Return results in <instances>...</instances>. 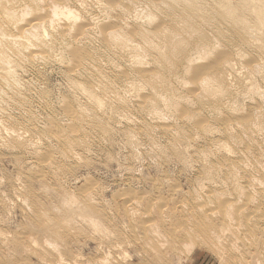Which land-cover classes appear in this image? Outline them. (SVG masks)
<instances>
[{
    "label": "rangeland",
    "instance_id": "374dc122",
    "mask_svg": "<svg viewBox=\"0 0 264 264\" xmlns=\"http://www.w3.org/2000/svg\"><path fill=\"white\" fill-rule=\"evenodd\" d=\"M56 1L16 0L13 4L15 9L17 8L19 21L16 22V25H8L10 23L0 24V33H2L0 36L1 38L3 37V40L6 34L7 40L4 43L8 44V41L9 44L17 42L27 46L21 47L22 51L20 54L16 52L17 45L19 47V44L16 47L8 44L9 46H6L8 49L6 50L5 48L9 59V66H12V70L15 68L17 71H14L16 77L14 86H12L13 82L11 81L7 84L3 81L1 77L3 76V72L0 70V263L4 261L10 264H43V262L52 264L54 260V263L63 261L65 264H144L134 258L136 253L134 245V209L137 211V214H142L148 208V211H151V217L154 220H159V209L161 208L172 213L173 218L178 217L177 213L179 211H190V208L192 209L193 207V210L196 207L197 209L199 208V211L205 212L209 210L212 213H216V216L217 213L220 216L221 211H224L226 207L230 209L229 211H231L232 216L238 215L240 212L238 208H241V211L244 208L247 213L255 212L253 218H261L260 225H263L264 56L256 47L259 44L256 39L258 29L255 32L256 29L254 28V31H251L254 34L250 33V37L243 39L239 36L242 32L236 27V24L215 16L211 22L214 25L212 33H216V26H218L225 35L223 39L226 40L228 37L227 40L231 41L232 44L227 40V44L224 40L225 43H221L220 40L222 38L216 34H211V29L206 28L208 27L207 25L206 27L205 25L203 26V28H206V30L204 28V32L206 31L205 36L208 37L209 35L208 39H204L208 40V43H205L204 40H200L197 37H195L196 41L193 39L194 37L186 36L182 32L178 33L177 28L181 27L178 24L180 16H177L180 15L178 13L179 9H176L177 14L173 13V17H176L172 19V13L168 12L167 5L162 6L159 0H136L137 2L132 0V3L129 0ZM248 1L252 2L253 0ZM205 2L210 10L220 6L219 0H205ZM233 2L236 4L237 0H233ZM153 3L160 4L161 7L158 9L154 7L153 9ZM254 3L255 1L250 3V5L247 3L249 9L255 8L256 5ZM26 6L29 8H26ZM53 6H61L60 9L69 7L79 17L81 16V20L79 19L80 21L78 20L75 24V21L69 22L65 18H60V20L59 18L53 19L54 16L51 13ZM42 7L44 8L42 9ZM38 8L43 10L44 15L42 11L38 12L40 10ZM163 8H166L167 14L164 12L165 10L162 12ZM160 9L161 12L159 13ZM124 12H126V15L123 14ZM156 15L157 17H155ZM161 16L164 17L161 19ZM150 17L152 21H150ZM171 19L176 21L173 22ZM162 20L167 21H163L164 24ZM51 21L54 26H50ZM169 21L173 22V24L171 23L172 25H170ZM80 23L82 25L86 24L85 29H92L87 33L78 34L75 27L80 26ZM160 24L163 25L160 26ZM35 26L36 28L34 29L38 30L37 32L35 30V33L40 34L42 30V34H40L42 37L39 36V39L44 38L43 42L46 43V49L43 45L39 47L36 43L39 40L32 37L29 33L31 27ZM6 27L8 31L5 30ZM69 27H72L71 30L66 31ZM141 29L144 30L143 33L145 34L150 33L149 35L150 37L152 36L151 39H153L154 43H161L162 40L163 43L164 35L170 34L169 31H174V35L177 33L176 38L179 37L183 45H186L184 44L186 41L187 44H190L192 40L193 43L196 41L194 44L191 43L194 48L191 47L192 45H186V49L191 52V55L190 52H186L188 50L181 44L183 49L186 50V56L182 61L180 60L183 57H179V64L176 57L172 60L173 62L175 60L174 63L172 62L173 67L175 65L174 68L178 66V70L177 68L176 70L174 69L177 74L176 78L175 73H173L174 71H171L172 74H170L168 70V74L171 77L166 73L167 76L165 72L162 74L163 71L161 68H158L160 65L157 66V60L155 57H152L154 53L156 56L157 52L154 50H152L153 52L150 51L146 48V45L143 46L144 43L137 36V32H141ZM162 29L165 31L161 32ZM145 30L150 32L147 33ZM119 31L127 36L126 39L129 36L126 41V45H128H125L124 49L116 47L122 53L114 48L115 46L109 45L111 40L109 34H113L114 32L119 33ZM208 31L210 32L209 34H207ZM152 33H154L155 38L151 35ZM251 34L254 36L252 37ZM211 35L213 37L216 36L215 39L220 43L219 46L224 44L219 47L217 42L215 47L217 48L218 46L219 50L221 48L220 51L213 46L215 39ZM187 37H190L192 40L186 39ZM210 37L212 41H209ZM181 39H184L185 42ZM195 44H199V48H203L200 51H193L192 53V48L196 50L198 48L197 46L195 48ZM135 46L137 47L136 51L134 49ZM204 46L206 49L208 48L207 52H205ZM226 47H228V53ZM33 48L34 50L32 51ZM122 49L128 51H123ZM131 51L132 53H130ZM201 51L205 52V56L201 54ZM75 52L82 55L79 60L75 58ZM197 52H200V54ZM223 53L228 54L227 58L225 56L222 59V66H220L215 76L224 78L226 85H224V89H226V92L224 91L223 93L222 91V96L220 93L219 96L221 97L217 96V99H201L200 96L203 95V92L201 87L199 89L200 85L198 84L200 83L192 80V74L189 70L187 71V68L195 66L193 63L197 62L198 55L203 58V61L198 60L199 64L204 65L206 63L210 64V61L212 62L220 54L223 55ZM208 54H210V58H208ZM186 57L189 60H191L190 57H192V60L195 58L189 64ZM151 58L152 60H150ZM207 60L210 61L208 62ZM155 62L156 65H153ZM197 63L196 66H201ZM181 64L185 66L182 67ZM153 66L154 68H158L157 71L153 69ZM184 67L186 68L184 69ZM159 73L161 76L163 75V78L167 76L164 80L165 84L167 80L169 84L165 85L164 88L166 89L169 86V90L164 91L165 89H159L157 96H155L153 90L151 89L150 91V87L148 88L145 82L149 76L152 77L153 74ZM208 73L211 74L212 72ZM140 74L145 77V81L141 80L143 77ZM76 85L83 88L86 86L87 89L91 90L99 98L101 106L95 107L93 103H90L91 101L87 100L83 93H79L80 90L78 91ZM137 85L138 88L136 89ZM213 85L215 87V82L212 84V87ZM171 87L175 92L170 93ZM161 92L162 99L158 95ZM165 93L168 95H165ZM203 97H206V95ZM170 98H173L172 100L174 101H171ZM146 99L151 101L154 99L152 101V103L154 102V105L151 106L152 108L150 107V101ZM200 99L203 102H200ZM174 103L175 105H173ZM204 105L205 108L203 107ZM140 106L141 109L139 108ZM171 106L173 108L176 107L178 114ZM187 106L189 107L187 108ZM80 114L81 116H79ZM186 114L187 116L189 114L191 118L189 119ZM91 115L94 117H91ZM85 116L89 118H85ZM88 120L90 122H86ZM77 123L79 124L78 127L76 126ZM62 139H65L64 143ZM70 149L72 150L70 151ZM47 163H49V168L45 165ZM51 163L55 165L52 166ZM44 188L45 191H43ZM46 192L49 194H46ZM256 192L258 195H255ZM249 194H252V197ZM66 197L67 199L71 197L72 200L75 198L74 204L76 203V205H78L77 202H82L81 204H83L84 201L82 200L85 197V200L92 201V205L98 214L102 218H106V226L110 227V232L114 231L113 233H115L118 241L115 239L114 234L112 236L108 234V239L113 242L106 240L107 242L104 241V243L106 242L105 246L99 249L100 235L98 233L95 234L83 222L85 218L80 212L76 213L75 217L71 216L70 221H67V223L69 222L68 225L71 224V227L75 225V227H72L73 229L71 233H68L69 235L62 233L64 243L61 240H59V243L57 240L56 243L52 237L48 236V240L47 236L45 239L44 235L27 230L28 224H34L37 227L42 225L35 218V214L33 213L35 209L42 210L44 213L47 212L46 214L50 213L49 216L55 218L57 221L67 219L65 209H69L73 204L69 206L70 203L67 201V205L65 202ZM248 200L252 202H248ZM29 204L31 205L30 207ZM81 204L79 203V205ZM57 208H60V213ZM256 218L254 219L255 221ZM239 220L240 218L236 222L233 220L234 224L230 220L229 224L233 225V231L239 236L240 240L236 239L235 241V238L231 237L233 233L232 229L230 232H224L226 235L223 233L222 239L224 243L226 241L228 243L225 244L224 248L217 249V254H220L221 252L219 251H222L221 256L225 257V259L229 257L226 259L227 261L229 259L233 261L235 258L247 260L252 255L260 256L262 259L264 253L261 254L263 252L261 243L264 242V235L262 236V234L257 233L254 240L246 241L244 233H242L243 224L239 223ZM215 221L216 225L222 228V220L220 221L219 218V220ZM241 221L243 220L241 219ZM62 222H66V220ZM230 227L228 225L229 230ZM238 227H240V230L242 229L241 233H239ZM15 239L20 240L21 243L37 242L39 245L37 243L36 245H34L35 243L31 244L38 247L36 249H38L37 252L41 258L37 254L20 257L14 250L13 244ZM34 239L36 240L34 241ZM47 240L49 243L54 242L53 245L57 246H50L47 244ZM256 243L260 245L258 246ZM44 244H47L46 246L48 247L45 248ZM43 246L47 253L44 252ZM256 246L259 248L256 249ZM191 248L187 249V251H190L189 254L184 250L183 254L180 255L182 258L178 257L174 264H219L220 255L218 256L211 249L208 250L204 245ZM47 249L51 251L49 250V252ZM256 250L258 251L256 252ZM51 252L54 256L51 255L50 258ZM59 253L61 254V258L63 256V260L59 259ZM42 257H46L47 261L45 260L46 258L43 261ZM75 257L77 258L76 261ZM261 263H264V258L261 260Z\"/></svg>",
    "mask_w": 264,
    "mask_h": 264
},
{
    "label": "bare ground",
    "instance_id": "6f19581e",
    "mask_svg": "<svg viewBox=\"0 0 264 264\" xmlns=\"http://www.w3.org/2000/svg\"><path fill=\"white\" fill-rule=\"evenodd\" d=\"M14 1H16V0H0V24H5V23H10V24H8V25H11V24H15L16 25V22H18L19 20V15H18V12H17V8L15 9V7H14V4H13V2ZM18 1V0H17ZM29 1V0H28ZM35 1H37V0H35ZM42 1V0H41ZM47 1V0H46ZM51 1V0H50ZM54 1V0H53ZM58 1V0H57ZM56 1V2H57ZM126 1H128V0H126ZM131 3H132V0H129ZM136 0H134V2H135ZM246 1H248V0H237V3L236 4H234V2H233V0H219V3H220V6L219 7H217V8H215V9H209V7H208V5H206L205 3V0H159V2L161 3V5L163 6V5H167V9H168V12L169 13H176L177 14V12H176V9L178 8L179 10H178V13H180V15H177V16H180L179 17V19L180 20H178L177 18H176V20H178V24H179V26H181L180 28L178 27V26H176V27H178L177 28V30H178V33L179 32H182V33H184L186 36L188 35V36H190V37H194L193 39H195L196 41H197V39L195 38V37H197V38H199L200 40H204L205 38L206 39H208V37H209V35H208V37H206L205 35H206V31L204 32V28L206 27V25L208 26V27H206V28H209V29H211V34H216L218 37H220V38H222V40H220L221 41V43H225L226 42V44L228 43V42H230V44H232L231 43V41H228L227 40V38H226V40L228 41H226V40H224L223 38H225L224 36V33L218 28V26H216V29L217 30H215L216 31V33H212V27H214V25L213 24H211V22L213 21V19H214V17L215 16H217V17H219V18H221V19H224V20H228V21H230V22H232V23H234V24H236L237 26V28L242 32V34H240L239 36L241 37V38H247V37H250V33H252L251 31L253 30L254 31V28L256 29V31L255 32H257V29H258V33H256L257 34V36H256V39H257V42H259V44L256 46L257 47V49L258 50H260L263 54V56H264V0H253V1H255V8L254 9H249V5H250V3H252V2H246ZM22 2V1H21ZM40 2V1H39ZM137 2V1H136ZM205 2V3H204ZM37 3V2H36ZM44 3H45V1H44ZM55 3V2H54ZM53 3V4H54ZM58 3H60V2H58ZM64 3V2H63ZM249 5H248V4ZM130 4V3H129ZM253 4V5H254ZM16 5V4H15ZM33 5V4H32ZM39 5V4H38ZM49 5V4H48ZM62 5V4H61ZM161 5L160 4H157V3H153L152 4V6H153V9H154V7L156 8V9H158L159 7H161ZM165 5V6H166ZM20 6V5H19ZM40 6H41V3H40ZM45 6V5H44ZM47 6V5H46ZM63 6V5H62ZM66 6V5H65ZM68 6V5H67ZM17 7V6H16ZM22 7V6H21ZM38 7V6H37ZM50 7H51V5H50ZM61 7V6H60ZM60 7L58 6H53L52 7V9H51V13H52V15L54 16H52L53 17V19H58L59 18V20H60V18H65L66 19V21L68 20L69 22L70 21H75V24H76V22L80 19V17L75 13V11H72L71 9H69V7L68 8H61L60 9ZM26 8H29L28 6H26ZM44 7H42V9H43ZM165 8V9H166ZM253 8V7H252ZM38 9H40V8H38ZM155 9V10H156ZM164 8L162 9V12H163V10H165ZM25 10H27V9H25ZM29 10V9H28ZM35 11V10H34ZM39 11H42L43 12V10H38V12ZM45 11V10H44ZM20 12V11H19ZM30 12H32V11H30ZM37 12V11H36ZM35 12V13H36ZM48 12V11H47ZM158 12V11H157ZM161 12V9H160V11H159V13ZM164 12H166V10L164 11ZM22 13V12H21ZM45 13H46V11H45ZM50 13V14H51ZM126 12H124L123 14H125ZM127 14H128V12H127ZM163 14V13H162ZM166 14H167V12H166ZM171 14V16H172V19L173 18H175V17H173L174 16V14L172 15ZM175 14V15H176ZM25 15V14H24ZM24 15H23V17H24ZM29 15V14H28ZM39 15V14H38ZM38 15H36V16H38ZM41 15H42V13H41ZM43 15H44V12H43ZM48 15H49V13H48ZM83 15V14H82ZM126 15V14H125ZM164 15V14H163ZM20 16H21V14H20ZM50 16V15H49ZM139 16V15H138ZM166 16V15H165ZM170 16V17H171ZM26 17V16H25ZM39 17H41V16H39ZM46 17V16H45ZM79 17V18H78ZM155 17H157V15L155 16ZM162 17H164V16H161V19H162ZM169 17V18H170ZM44 18V17H43ZM250 18V19H249ZM21 19H23L22 17H21ZM150 21H152V18L150 17ZM164 19V18H163ZM165 19H166V17H165ZM171 19V21H173V22H175L174 20H172ZM40 20H41V18H40ZM81 20V19H80ZM79 20V21H80ZM167 20H169V19H167ZM167 20H162V22L163 21H167ZM33 21V20H32ZM36 21V20H35ZM87 21V20H86ZM171 21H169L170 22V25H172L173 24V22H171ZM179 21H181L180 23H179ZM54 22V21H53ZM22 23H24V22H22ZM32 23V22H31ZM39 23V22H38ZM37 23V24H38ZM45 23V22H44ZM49 23V22H48ZM57 23V22H56ZM68 23V22H67ZM83 23V22H82ZM85 23H87V22H85ZM164 23V22H163ZM172 23V24H171ZM177 23V22H176ZM182 23V24H181ZM37 24H36V26H37ZM78 24V23H77ZM81 24V23H80ZM84 24V23H83ZM165 24V23H164ZM181 24V25H180ZM14 25V26H15ZM21 25V24H20ZM34 25V24H33ZM51 25H53L54 26V24H52V21H51V24H50V26ZM68 25V24H67ZM79 25V24H78ZM161 25H163V24H160V26ZM177 25V24H176ZM205 25V27L203 28V26ZM23 26V25H22ZM36 26L35 27H31V30H30V34H31V36L32 37H34V38H36V39H38L39 41H37L36 43H37V45L39 46V47H42V45L44 46V48L46 49V43L45 42H43V39H39V36H41L40 34H42L41 32H42V30H41V32H40V34H38V33H35V30L36 29H34V28H36ZM43 26V25H42ZM166 26V25H165ZM174 26H175V23H174ZM174 26H172L173 28H174ZM4 27H5V25H4ZM18 27H19V25H18ZM39 27V26H38ZM211 27V28H210ZM15 28V27H14ZM26 28V27H25ZM50 28V27H49ZM72 28V27H71ZM71 28L69 27V29L67 28V30L66 31H68V30H71ZM86 28V24L85 25H80V26H76L75 27V30H77V32H78V34H84V33H87V32H89L90 31V29H92V28H87V29H85ZM206 28H205V30H206ZM9 29V28H8ZM16 29V28H15ZM24 29V28H23ZM33 29H34V31H33ZM62 29V28H61ZM161 29V28H160ZM176 29V28H175ZM5 30H7V27H6V29ZM10 30V29H9ZM18 30V29H17ZM17 30H15V31H17ZM25 30V29H24ZM165 30H167L166 28H165ZM165 30H161V32L162 31H165ZM8 31V30H7ZM14 31V30H13ZM38 30H36V32H37ZM60 31V30H59ZM62 31V30H61ZM63 31H64V29H63ZM62 31V32H63ZM143 29H141V32H137V36H139V38L141 39H139L140 41H142L144 44H143V46L144 45H146V48L147 49H149L150 51H152V50H154V51H156L157 53H156V56H155V53H154V55L152 56V57H155V59L157 60L156 62L158 63V65L157 66H159L158 68L160 69L161 68V70L163 71V73L162 74H164V72H165V74L167 73H169V71H170V74H172L171 73V71H174L173 73H175L174 75H175V78H176V68H177V70H178V66L176 67V68H174L173 67V65H172V60L174 59V57H176L177 59V61L179 60V57L181 58V57H183V58H181V60L180 61H182V59H184V57L186 56V52L188 53V52H190L188 49H186V45H192L191 47H193V44L196 42V41H194V43H193V40L192 39H190V37H187L186 39H190V40H192V42H190V44L188 43L187 44V41L185 42V40L184 39H181V40H183L185 43L184 44H186V45H183V42L181 43V41H180V38L178 37V38H176V35H177V33H176V35H174L175 33H173L174 31H169V33L170 34H165L164 35V42L162 43V41H161V43H154L152 40L153 39H151V37H150V33L149 34H145V33H143ZM156 31V30H155ZM176 31V30H175ZM1 32V31H0ZM24 32V31H23ZM45 32V31H44ZM145 32H150V31H147V30H145ZM153 32V31H152ZM160 32V31H159ZM161 32H160V34H161ZM204 32V33H203ZM209 31H208V33L207 34H209L210 33ZM4 33H6L5 31H4ZM12 33V32H11ZM65 33V32H64ZM63 33V34H64ZM76 33V32H75ZM74 33V34H75ZM2 33H0V35H1ZM17 34V33H16ZM23 35H25L24 33H22ZM61 34V33H60ZM154 33H152L151 35H153ZM252 34H254V33H252ZM251 34V36L253 37L254 35H252ZM19 35V34H18ZM28 35V34H27ZM73 35V34H72ZM161 35H163V34H161ZM8 36V35H7ZM179 36V35H178ZM212 36V35H211ZM215 36V35H214ZM5 39L3 40L2 38H1V36H0V70L3 72V76H1L2 77V79H3V81L7 84V83H9L10 81L11 82H13V85L12 86H14V83L16 82V77H15V74H14V71H16L15 70V68L12 70V66L10 67L9 66V59H8V55H7V49L8 48H6V46H9V45H13V46H15L16 47V45L17 44H19V43H11V44H9V41H8V44H6V43H4V41L5 40H7L6 39V34H5ZM42 37V36H41ZM109 37H110V43H109V45L110 46H115L114 48H123L125 45H126V41L128 40V38H129V36H128V38L126 39V37L127 36H125V34L123 35V33L121 32L120 33V31H119V33H116V32H114L113 34L112 33H110L109 34ZM251 37V38H252ZM8 38V37H7ZM22 38V37H21ZM136 38H138V37H136ZM153 38H155V36L153 35ZM181 38H182V36H181ZM212 38L213 39H215L216 38V36L215 37H213L212 36ZM211 37H210V39H209V41H212L211 39H212ZM219 38V39H220ZM10 40V39H9ZM20 40H22V39H20ZM19 40V41H20ZM25 40V39H24ZM46 40V39H45ZM132 40V39H131ZM225 42H224V41ZM3 41V42H2ZM17 41H18V39H17ZM205 41V43H208L206 40H204ZM255 41V40H254ZM6 42V41H5ZM106 42H108V41H106ZM189 42V41H188ZM215 43H213V46L215 47L216 46V44H217V42H218V40L217 39H215V41H214ZM27 43V42H26ZM35 43V44H36ZM44 43H45V45H44ZM191 43H193V44H191ZM205 43H203V45H205L206 46V44ZM255 43V42H254ZM28 44H30V43H28ZM129 44H131V43H129ZM183 46H185V49L186 50H188V51H186L185 49H183V47H182V45ZM210 44V43H209ZM219 42H218V46H219ZM31 45V44H30ZM128 45V44H127ZM126 45V46H127ZM199 45V44H198ZM198 45H196L195 44V48H196V46L198 47L197 48V50L196 49H193L192 48V53H193V51H200V50H202L201 48H203V47H201V48H199L200 46H198ZM224 44H222L221 46H223ZM22 46H24V47H27V46H25L24 44H19V47H18V45H17V51L16 52H18L19 54L21 53V51H22V49H21V47ZM47 46H48V44H47ZM138 46V45H137ZM189 46H187V47H189ZM204 46V49H205V52H207V50H208V48L206 49V47ZM207 46L209 47V45L207 44ZM218 46H217V48H218ZM221 46H219V47H221ZM230 47H231V45H229ZM32 47V46H31ZM136 47V46H135ZM134 47V49H135V51L137 50V47L135 48ZM191 47H190V49H191ZM225 47V46H224ZM224 47H223V49H224ZM5 48H6V50H5ZM116 48V49H117ZM133 48V47H132ZM140 48V47H139ZM216 48V47H215ZM216 48V49H217ZM227 48V53H228V47H226ZM43 49V48H42ZM119 49H117V50H119ZM124 49V48H123ZM122 49V50H123ZM125 49H126V47H125ZM131 49V48H130ZM133 49V50H134ZM34 50V48L32 49V51ZM36 50V49H35ZM41 50V49H40ZM218 51H220L221 50V48H220V50H219V48L217 49ZM216 50V51H217ZM238 50H239V48H238ZM120 51V50H119ZM123 51H128V50H123ZM130 51V50H129ZM186 51V52H185ZM210 51V50H209ZM218 51H217V53H218ZM224 51V50H223ZM235 51V50H234ZM121 53H122V51H120ZM153 52V51H152ZM202 53L201 54H205V52H203V51H201ZM229 52H230V50H229ZM130 53H132V51L130 52ZM134 53V52H133ZM151 53V52H150ZM198 53V52H197ZM41 54V53H40ZM75 54H76V56H75V58H77V60H79L81 57H82V55L81 54H79L78 52H75ZM151 54H153V53H151ZM158 54V55H157ZM198 54H200V52L198 53ZM211 54V53H210ZM210 54H208V58H210ZM235 54V53H234ZM22 55V54H21ZM35 55H36V53H35ZM34 54H33V56H35ZM131 55V54H130ZM190 55H191V52H190ZM194 55V54H193ZM215 55H218V54H215ZM227 55L228 54H226V53H223V55H219L218 56V58H215L212 62L210 61V64H204V65H201V64H199V62H198V60H202L203 58L200 56L199 57V55H198V59H196L197 60V64H199V65H201V66H196V63L194 64L193 63V65H195V66H190V67H188L187 68V71L189 70V72L192 74V80L193 81H196V82H198V83H200V84H198V85H200L199 86V89H200V87L202 88L201 90H202V94L203 95H201L200 96V98L201 99H207V98H209V99H215L217 96L218 97H221L222 96V91H223V93H224V91L226 90V89H224V85H225V80H224V78L223 77H220V76H215V74H217V71L220 69V66H222V59L226 56V58H227ZM129 56V55H128ZM197 56V55H196ZM205 56V55H204ZM17 57V56H16ZM20 57V56H19ZM36 57V56H35ZM132 57V56H131ZM157 57V58H156ZM258 57V56H257ZM256 57V58H257ZM14 58V57H13ZM20 58H22V57H20ZM37 58V57H36ZM133 58V57H132ZM191 58V60H189L188 59V57H186V59L189 61V64L190 63H192L193 61H194V58H193V60H192V57H190ZM200 58V59H199ZM206 58H207V54H206ZM260 58H261V56H260ZM259 58V59H260ZM29 59V58H28ZM32 59V58H31ZM138 59V58H137ZM155 59H153L154 61H155ZM185 59V60H186ZM204 59H205V57H204ZM259 59H257V60H259ZM22 60V59H21ZM125 60V59H124ZM143 60V59H142ZM145 60H147V59H145ZM150 60H152V58L150 59ZM195 60V61H196ZM131 62H132V60H130ZM203 61V60H202ZM206 61V60H205ZM208 61V60H207ZM208 61V62H209ZM260 61V60H259ZM262 61V60H261ZM12 62V61H11ZM156 62H155V64H153V65H156ZM174 62H175V60H174ZM173 62V63H174ZM16 63V62H15ZM137 63H139V62H137ZM183 63V62H182ZM255 63V62H254ZM20 64V63H19ZM19 64H18V66H19ZM125 64H126V62H125ZM141 64V63H140ZM150 64V63H149ZM178 64H179V61H178ZM184 64V63H183ZM257 64V63H256ZM142 65V64H141ZM187 66H188V64H186ZM181 66H182V64H181ZM183 66H185V65H183ZM182 66V67H183ZM257 66H258V64H257ZM14 67H15V65H14ZM137 67H139V66H137ZM141 67V66H140ZM147 67H149V66H147ZM156 67V66H155ZM181 67V68H182ZM157 67L156 68H154V66H153V69L155 70V71H157V69H158ZM186 67H184V69H185ZM163 69H166V70H163ZM175 69V70H174ZM184 69H182V70H184ZM254 69V68H253ZM19 70V69H18ZM138 70V69H137ZM169 70V71H168ZM0 71V72H1ZM159 71V70H158ZM162 71H159V72H162ZM17 72V71H16ZM145 72V71H144ZM181 72V71H180ZM208 72H212L211 74L210 73H208ZM157 73V72H156ZM185 73H186V70H185ZM189 73V74H190ZM17 74V73H16ZM139 74V73H138ZM166 74V75H167ZM141 75V74H140ZM139 75V76H140ZM169 75V74H168ZM167 75V76H168ZM178 75H179V73H178ZM261 75H262V73H261ZM142 76V75H141ZM141 76H140V78H141ZM167 76L165 77L164 76V78H167ZM170 77H171V75H169ZM191 76V75H190ZM135 77V76H134ZM143 77V76H142ZM144 78V79H143ZM143 78H141V80H144L145 81V77H143ZM164 78H163V75L161 76L160 75V73L159 74H153V76L152 77H148V79H147V81L145 82V84H146V86L149 88L150 87V91H151V89L153 90V92L155 93V96H157V92H159V89H165L164 87H165V85L167 86L169 83H167V81H166V84H165V80H164ZM135 79V78H134ZM170 79V78H169ZM204 79V80H203ZM139 80V79H138ZM141 82V81H140ZM215 82V87H217V88H215L214 87V85H213V87H212V84ZM72 84H74V83H72ZM81 84V83H80ZM132 84H133V82H132ZM16 85V84H15ZM71 85V84H70ZM77 85H79V84H77ZM77 85H76V87H77ZM131 85V84H130ZM228 85V84H227ZM72 86V85H71ZM81 86V85H80ZM140 86V85H139ZM174 86V85H173ZM226 86V85H225ZM96 87V86H95ZM128 87V86H127ZM15 88H17V87H15ZM21 88V87H20ZM73 88H75V87H73ZM78 88V91H79V93H83L86 97L85 98H87V100L89 99L90 101V103H93L94 105H95V107H99V106H101V102H100V100H99V98L98 97H96L95 95H94V93L91 91V90H89V89H87L86 88V86H85V88H83L82 86L81 87H77ZM89 88V87H88ZM101 88V87H100ZM138 88V85H137V87H136V89ZM172 88V87H171ZM141 89H142V87H141ZM169 90V86L168 87H166V89L164 90V91H166V90ZM224 89V90H223ZM96 90V89H95ZM174 89L172 88V90H171V92L170 93H172V92H175V90L173 91ZM107 91V90H106ZM109 91H110V89H109ZM133 91V90H132ZM161 91V90H160ZM163 91V90H162ZM199 91V90H198ZM98 92V91H97ZM96 92V93H97ZM105 92V91H104ZM141 92V91H140ZM226 92V91H225ZM108 93V92H107ZM152 93V92H151ZM164 93V92H163ZM169 92H168V94H170ZM199 93V92H198ZM220 93H221V96H219L220 95ZM82 94V95H83ZM98 94V93H97ZM101 94V93H100ZM102 94H104V93H102ZM153 94V93H152ZM167 93H165V95H166ZM167 94V95H168ZM174 94V93H173ZM105 95V94H104ZM158 95L159 96H161L160 98L162 99V92H161V94H159L158 93ZM204 95H206V97H203ZM1 96V95H0ZM80 96V95H79ZM155 96L153 95V97L155 98ZM158 96V97H159ZM174 96V95H173ZM173 96H171V97H173ZM118 97V96H117ZM164 97H166V96H164ZM189 97V96H188ZM120 98V97H119ZM138 98V97H137ZM149 98V97H148ZM159 98V99H160ZM158 99V100H159ZM160 99V100H161ZM166 99V98H165ZM171 99V98H170ZM170 99H169V102H170ZM173 99V98H172ZM171 99V101H174V100H172ZM199 100L200 102H203V100ZM217 99V98H216ZM225 99V98H224ZM102 100H103V98H102ZM147 100V99H146ZM154 100V99H153ZM152 100V101H153ZM186 100V99H185ZM192 100V99H191ZM190 100V101H191ZM220 100V99H219ZM114 101V100H113ZM142 101V100H141ZM147 101H150V107L152 106V105H154L153 103H152V101L151 100H147ZM157 101V100H156ZM162 101V100H161ZM168 101V100H167ZM175 101H177V100H175ZM187 101H188V99H187ZM193 101V100H192ZM1 102V101H0ZM88 102V101H87ZM108 102V101H107ZM106 102V103H107ZM120 102V101H119ZM189 102V101H188ZM204 102H205V100H204ZM85 103V102H84ZM111 103V102H110ZM116 103V102H115ZM147 104H148V102H146ZM156 103V102H155ZM176 103H178V102H176ZM182 103V102H181ZM187 103V102H186ZM185 103V104H186ZM190 103V102H189ZM109 104V103H108ZM121 104V103H120ZM170 104V103H169ZM184 104V105H185ZM192 104V103H191ZM201 104V103H200ZM79 105H81V104H79ZM93 105V106H94ZM110 105V104H109ZM158 105V104H157ZM173 105H175V103L173 104ZM177 105V104H176ZM180 105V104H179ZM91 107H92V105H90ZM159 106V105H158ZM183 106V105H182ZM191 106V105H190ZM215 106V105H214ZM94 107V108H95ZM104 107V106H103ZM107 107V106H106ZM110 107V106H109ZM143 107V106H142ZM172 107V106H171ZM189 106H187V108H188ZM204 108H205V105L203 106ZM211 107V106H210ZM209 107V108H210ZM79 108H81L80 106H79ZM85 108V107H84ZM111 108V107H110ZM140 109H141V106L139 107ZM152 108V107H151ZM173 108V107H172ZM177 108H179L178 106H177ZM195 108V107H194ZM218 108V107H217ZM93 109V108H92ZM105 109V108H104ZM155 109V108H154ZM173 109H175V111H176V113H177V110H176V107L175 108H173ZM172 109V110H173ZM198 109V108H197ZM211 109H212V107H211ZM82 110V109H81ZM80 110V111H81ZM98 110V109H97ZM139 110V109H138ZM137 110V111H138ZM188 110V109H187ZM200 110V109H199ZM202 110V109H201ZM213 110V109H212ZM111 111V110H110ZM109 111V112H110ZM141 111V110H140ZM179 111V110H178ZM190 111V110H189ZM195 111H196V109H195ZM76 112V111H75ZM78 112H79V110H78ZM84 112V111H83ZM94 112H95V109H94ZM157 112V111H156ZM199 112V111H198ZM202 112V111H201ZM217 112V111H216ZM89 113V112H88ZM93 113V112H92ZM138 113V112H137ZM147 113V112H146ZM195 113H197V112H195ZM2 114V113H1ZM82 114V113H81ZM81 114L79 115V116H81ZM84 114H85V112H84ZM106 114V113H105ZM178 114V113H177ZM199 114V113H198ZM108 115V114H107ZM143 115H144V113H143ZM154 115V114H153ZM179 115H180V113H179ZM93 115H91V117H92ZM98 116H99V114H98ZM186 116H187V114H186ZM201 116V115H200ZM86 117H88V116H85V118ZM94 117V116H93ZM187 117H189V114H188V116ZM82 118V117H81ZM89 118V117H88ZM96 118V117H95ZM94 118V119H95ZM191 117H189V119H190ZM195 118V117H194ZM204 118V117H203ZM92 119V118H91ZM183 119V118H182ZM197 119V118H196ZM76 120V119H75ZM137 120V119H136ZM184 120H185V118H184ZM192 120V119H191ZM79 121V120H78ZM82 121V120H81ZM189 121V120H188ZM1 122V121H0ZM86 122H90V120H88V121H86ZM152 122V121H151ZM162 122V121H161ZM252 122V121H251ZM82 123V122H81ZM183 123V122H182ZM186 123V122H185ZM196 123V122H195ZM165 124V123H164ZM205 124V123H204ZM228 124V123H227ZM230 124V123H229ZM254 124V123H253ZM76 125V124H75ZM77 127L79 126V124L77 123V125H76ZM214 126V125H213ZM249 126V125H248ZM254 126V125H253ZM1 127V126H0ZM164 127V126H163ZM204 127V126H203ZM207 127H208V124H207ZM206 127V128H207ZM220 127V126H219ZM229 127H230V125H229ZM256 127V126H255ZM81 128V127H80ZM176 128V127H175ZM224 128V127H223ZM228 128V127H227ZM254 128V127H253ZM5 129V128H4ZM147 129V128H146ZM161 129V128H160ZM168 129V128H167ZM167 129H166V131H167ZM208 129V128H207ZM229 129V128H228ZM232 129V128H231ZM243 129V128H242ZM151 130V129H150ZM171 130V129H170ZM169 130V131H170ZM173 130V129H172ZM185 130V129H184ZM183 130V131H184ZM196 130V129H195ZM262 130V129H261ZM1 131V130H0ZM131 131V130H130ZM147 131V130H146ZM197 131H199V130H197ZM205 131V130H204ZM209 131H211L210 129H209ZM219 131H221V130H219ZM243 131V130H242ZM4 132H5V130H4ZM66 132V131H65ZM173 132V131H172ZM182 132V131H181ZM186 132V131H185ZM247 132V131H246ZM130 133V132H129ZM144 133H145V131H144ZM164 133H166V132H164ZM179 133V132H178ZM207 133V132H206ZM210 133V132H209ZM219 133V132H218ZM229 133V132H228ZM232 133V132H231ZM243 133V132H242ZM8 134V133H7ZM6 134V135H7ZM62 134V133H61ZM167 134V133H166ZM186 134V133H185ZM168 135V134H167ZM171 135V134H170ZM197 135V134H196ZM208 135V134H207ZM15 136V135H14ZM60 136V135H59ZM69 136V135H68ZM127 136V135H126ZM177 136H178V134H177ZM195 136V135H194ZM209 136V135H208ZM245 136V135H244ZM2 137H3V135H2ZM52 137V136H51ZM65 137V136H64ZM63 137V138H64ZM189 137V136H188ZM191 137H193V136H191ZM198 137V136H197ZM225 137V136H224ZM22 138V137H21ZM69 138V137H68ZM169 138V137H168ZM171 138V137H170ZM255 138V137H254ZM6 139H8V138H6ZM11 139V138H10ZM18 139V138H17ZM66 140H67V138H65ZM64 139V140H65ZM81 139V138H80ZM217 139V138H216ZM61 140V139H60ZM63 140V139H62ZM64 140H63V143H64ZM74 140V139H73ZM181 140V139H180ZM189 140V139H188ZM224 140V139H223ZM3 141V140H2ZM18 141V140H17ZM191 141V140H190ZM5 142V141H4ZM27 142V141H26ZM62 142V141H61ZM65 142H67V141H65ZM71 142V141H70ZM77 142V141H76ZM170 142V141H169ZM23 143V142H22ZM69 143V142H68ZM173 143V142H172ZM26 144V143H25ZM72 144H73V141H72ZM178 144V143H177ZM6 145V144H5ZM74 145V144H73ZM83 145V144H82ZM31 146V145H30ZM228 146V145H227ZM71 147V146H70ZM246 147V146H245ZM24 148H26V147H24ZM168 148V147H167ZM166 148V149H167ZM27 149V148H26ZM229 149V148H228ZM72 149H70V151H71ZM74 150V149H73ZM162 150V149H161ZM168 151V150H167ZM175 151V150H174ZM196 152V151H195ZM219 152V151H218ZM38 153V152H37ZM45 153V152H44ZM50 153V152H49ZM74 153V152H73ZM175 153V152H174ZM220 153V152H219ZM41 154V153H40ZM76 154V153H75ZM229 154V153H228ZM45 155V154H44ZM209 156V155H208ZM215 156V155H214ZM229 156V155H228ZM66 157H68V156H66ZM220 157V156H219ZM196 158V157H195ZM180 159V158H179ZM204 159H205V157H204ZM212 159V158H211ZM208 161V160H207ZM210 161V160H209ZM249 162H250V160H249ZM50 163V162H49ZM49 163H47V164H45V165H47L48 166V164ZM54 163V162H53ZM200 163V162H199ZM261 163V162H260ZM259 163V164H260ZM44 164V163H43ZM52 164V163H51ZM50 164V165H51ZM237 164V163H236ZM251 164V163H250ZM55 165V164H54ZM53 164H52V166H54ZM57 165V164H56ZM264 165V164H263ZM36 166V165H35ZM39 166V165H38ZM46 166V167H47ZM211 166V165H210ZM58 167H59V165H58ZM48 168H49V166H48ZM51 168V167H50ZM61 168V167H60ZM59 168V170L61 171V169ZM40 169V168H39ZM235 169V168H234ZM45 170V169H44ZM216 170V169H215ZM236 170V169H235ZM241 171V170H240ZM245 171H246V169H245ZM62 172V171H61ZM226 172V171H225ZM42 173H43V170H42ZM52 173V172H51ZM215 174V173H214ZM238 175V174H237ZM239 175H240V173H239ZM213 176H215V175H213ZM18 177V176H17ZM58 177V176H57ZM56 177V178H57ZM226 177V176H225ZM38 178V177H37ZM213 178V177H212ZM240 178V177H239ZM52 179V178H51ZM62 181V180H61ZM215 181H217V180H215ZM223 181V180H222ZM51 182V181H50ZM58 182V181H57ZM220 182H221V180H220ZM236 182V181H235ZM238 182V181H237ZM255 182H256V180H255ZM216 183V182H215ZM22 184V183H21ZM258 184V183H257ZM51 185V184H50ZM239 185V184H238ZM63 186V185H62ZM241 186H242V184H241ZM47 187V186H46ZM62 188V187H61ZM21 189V188H20ZM25 189V188H24ZM47 189V188H46ZM49 189V188H48ZM261 189V188H260ZM52 190H53V188H52ZM153 190V189H152ZM251 190H253V189H251ZM26 191H27V189H26ZM42 191V190H41ZM43 191H45V188L43 189ZM46 191H48V190H46ZM51 191V190H50ZM54 191V190H53ZM258 191V190H257ZM56 192V191H55ZM64 192H66V191H64ZM68 192V191H67ZM253 192H254V190H253ZM29 193V192H28ZM27 193V194H28ZM16 194V193H15ZM46 194H49V193H47L46 192ZM65 194V193H64ZM215 194V193H214ZM242 194V193H241ZM66 195V194H65ZM76 195V194H75ZM90 195V194H89ZM233 195V194H232ZM250 196L252 195V194H249ZM255 195H258L257 194V192H256V194ZM208 196V195H207ZM248 196V195H247ZM32 197V196H31ZM51 197V196H50ZM68 197H69V195H68ZM87 197V196H86ZM86 197H85V199H86ZM232 197V196H231ZM252 197V196H251ZM21 198V197H20ZM203 198V197H202ZM23 199V198H22ZM26 199V198H25ZM30 199V198H29ZM66 199H67V197H66ZM65 199V202L67 203V205H68V202L67 201H69V203H70V205L69 206H71L72 204V206L71 207H69V209H65L66 210V215H67V219L65 218V219H61V221L59 220V221H57L55 218H53V217H50L49 216V214L50 213H48V214H46V213H44V212H42V210L40 211V210H36L35 208V210H33L34 212V214H35V218L40 222V223H42V225L40 226V227H37L36 225H34V224H32V225H30V224H28L27 225V230L28 231H32V232H37L39 235H44V237H45V239H46V236H47V239H48V236L49 237H52V238H54V240H55V242L58 240V243H59V240H61L62 242H63V236H62V233L63 234H67V235H69L68 233H71V231H72V227L74 226L75 227V225H73L72 227L70 226V225H68L69 224V222L67 223V221H70V218H71V216H74L75 217V215H76V213H78V212H80V213H82L83 215H84V218H85V220L83 219V222H85L90 228H91V230H93V232H95V234L96 233H98L100 236H99V245H98V248L100 249L101 247H104L105 246V243L107 242L106 240H108V242H109V240L110 239H108V234H111V236H112V234H114L115 235V233H113V232H110L109 231V226L107 227L106 226V223H105V219L104 218H102V216H100L99 214H98V212H97V210L95 209V207L92 205L93 203H92V201H89V200H82V201H84L83 202V204H81L82 202H79L81 205H79V203L77 202V204L78 205H76V203L74 204V199L72 200L71 199V197L69 198V199H67L66 200ZM80 199V198H79ZM87 199H89V198H87ZM92 199V198H91ZM126 199V198H125ZM134 200H135V198H133ZM250 199V198H249ZM20 200V199H19ZM12 201V200H11ZM76 201V200H75ZM131 201V200H130ZM198 201V200H197ZM212 201V200H211ZM249 201H251V200H248V202ZM64 202V203H65ZM95 202V201H94ZM97 202V201H96ZM101 202V201H100ZM99 202V203H100ZM133 202H135V201H133ZM206 202V201H205ZM252 202V201H251ZM29 203V202H28ZM30 203H31V201H30ZM136 203V202H135ZM153 203V202H152ZM216 203V202H215ZM222 203V202H221ZM236 203V202H235ZM32 204V203H31ZM97 204H98V202H97ZM131 204V203H130ZM134 204V203H133ZM177 205V204H176ZM208 205V204H207ZM256 205H257V203H256ZM260 205V204H259ZM31 205L29 204V207H30ZM82 208H81V207ZM97 206V205H96ZM99 206V205H98ZM210 206V205H209ZM227 206V205H226ZM225 206V207H226ZM241 206V205H240ZM28 207V208H29ZM65 207V206H64ZM110 207V206H109ZM119 207V206H118ZM148 207V206H147ZM262 207H263V205H262ZM32 208V207H31ZM54 209H56L55 207H53ZM151 208V207H150ZM185 208V207H184ZM194 208V207H193ZM193 208L191 209L190 208V211L189 210H185V211H179V213H177V215H178V217L176 216L175 218H173L172 217V213H170V212H168V211H166V210H162V208L161 209H159V220L158 219H156V220H154L152 217H151V211L149 212L148 211V208H147V211L146 212H142V214H137L136 212V210L134 209V245H135V247H136V253H135V257L134 258H136L135 260H138V261H140L141 263H144V264H174L176 261H177V259H178V257H181L180 255L181 254H183L182 252H184V250L186 251V252H188V254H189V250L187 251V249H192L191 247H195V246H201V245H204L205 247H207L208 248V250H212L213 252H215L216 254L218 253L217 252V249H220L221 247H223L224 248V246H225V244L226 243H228V241H226V243H224V241H223V239H222V237H223V233L225 232L226 233V231L228 232H230L231 231V229H232V231H233V225L231 224H229V222H230V220L232 221V223L235 221H238V219L240 218V220H239V223H242L243 224V232L242 233H244L243 235H244V237H245V239H246V241L247 240H254V238H255V235L257 234V233H259V234H262V236L264 235V224H263V222H264V220H263V222H262V224L263 225H260V220H261V218H256V221L254 220L255 218H253L254 217V215H255V212H253V213H247V211H246V209H244L243 208V212L241 211V208H238L239 209V213H238V215L237 216H232V214H231V211H229L230 209L229 208H225L224 209V211H221V215L219 216L218 214L219 213H217V216H219V217H217L216 216V213H212L211 211H209V210H207V211H202L201 209V211H199V208L197 209V207H196V209H194L193 210ZM204 208V207H203ZM246 208V207H245ZM58 209V208H57ZM60 209V208H59ZM58 209V211H59V213L61 212V210H59ZM64 209V208H63ZM105 209V208H104ZM165 209H167V208H165ZM209 209V208H208ZM212 209V208H211ZM214 209V208H213ZM215 209H217V208H215ZM68 210V211H67ZM127 210V209H126ZM132 210V209H131ZM153 210V209H152ZM232 210V209H231ZM54 211V210H53ZM119 211V210H118ZM176 211V210H175ZM100 212V211H99ZM130 212V211H129ZM218 212V211H217ZM258 213V212H257ZM103 214V213H102ZM130 214V213H129ZM131 215V214H130ZM127 216H128V214H127ZM262 216V215H261ZM73 217V218H74ZM257 217H258V215H257ZM53 218V219H52ZM68 218H69V220H68ZM131 218H132V216H131ZM218 218V219H217ZM219 218H220V221L222 220V222H221V224H222V228H220V227H218L217 225H216V221L215 220H219ZM241 219L244 221H241ZM253 219V220H252ZM2 220V219H1ZM64 220H66V222H62V221H64ZM80 220V219H79ZM79 220H78V222H79ZM234 220V221H233ZM28 222V221H27ZM74 222H76V221H74ZM133 222V221H132ZM110 223V222H109ZM75 224V223H74ZM77 224H79V223H77ZM110 224H113V223H110ZM229 226H231L230 227V230H229V228H228V225ZM234 224V223H233ZM114 225V224H113ZM116 225V224H115ZM83 226H84V224H83ZM112 226V225H111ZM123 226H124V224H123ZM227 226V228H228V230H226L225 229V227ZM237 226H239V225H237ZM263 226V227H262ZM79 227V226H78ZM87 227V226H86ZM119 227V226H118ZM120 227H122V226H120ZM125 227V226H124ZM128 227V226H127ZM22 228V227H21ZM82 228V227H81ZM80 228V229H81ZM235 228H236V224H235ZM239 228V230H240V227H238ZM75 229V228H74ZM116 229V228H115ZM76 230V229H75ZM89 230V229H88ZM120 230H121V228H120ZM119 230V231H120ZM238 230V229H237ZM241 230H240V232L239 233H241ZM85 231V230H84ZM109 231V232H108ZM118 231V232H119ZM126 231V230H125ZM129 231V230H128ZM88 232V231H87ZM107 233V234H106ZM116 233H117V229H116ZM121 233V232H120ZM128 233V232H127ZM224 233V234H225ZM85 234V233H84ZM118 234V233H117ZM5 235V234H4ZM83 235V234H82ZM88 235H90L89 233H88ZM113 235V236H114ZM226 235V234H225ZM225 235H224V238H225ZM8 236V235H7ZM110 236V237H111ZM121 236H123V235H121ZM230 236V235H229ZM1 237V236H0ZM5 237V236H4ZM77 237H79V236H77ZM93 237V236H92ZM107 237V238H106ZM231 237L232 238H235V241H236V239L237 240H240L239 239V236H237L236 235V233H235V231H233V233L231 234ZM6 238V237H5ZM4 238V239H5ZM32 238V237H31ZM30 238V239H31ZM38 238V237H37ZM112 238V237H111ZM118 238H120L119 236H118ZM230 238V237H229ZM241 238V237H240ZM242 238H243V236H242ZM76 239V238H75ZM93 239V238H92ZM115 239H116V235H115ZM128 239V238H127ZM5 240H7V239H5ZM36 239H34V241H35ZM49 240V239H48ZM48 240H47V244H49L50 246L51 245H53V243L54 242H52V243H49L48 242ZM50 240H51V238H50ZM114 240V239H113ZM117 240V239H116ZM120 240H121V238H120ZM229 240V239H228ZM256 240V239H255ZM261 240V239H260ZM259 240V241H260ZM30 241V240H29ZM104 241H106L105 243H104ZM111 241V240H110ZM118 241V240H117ZM243 241V240H242ZM46 242V241H45ZM111 242H113V241H111ZM116 242V241H115ZM34 244L35 242H28V243H21L20 242V240H18V239H15L14 240V250L16 251V254H18L20 257L21 256H28V255H30V254H37V255H39V253L37 252V250L38 249H36V247L35 246H32V244ZM37 243V242H36ZM36 243L34 244V245H36ZM57 243V242H56ZM61 243V242H60ZM64 243V242H63ZM121 243V242H120ZM4 244V243H3ZM38 244V243H37ZM46 244V245H47ZM244 244H245V242H244ZM243 244V245H244ZM256 244H258V243H256ZM262 245H261V247H262V250H263V252L261 253V254H263L264 253V242H262L261 243ZM39 245V244H38ZM45 245V244H44ZM45 245V248H47L48 246H46ZM111 245H112V243H111ZM229 245V244H228ZM239 245V244H238ZM251 245H252V243H251ZM255 245V244H254ZM253 245V246H254ZM260 244H258V246H259ZM53 246H57V245H53ZM66 246V245H65ZM5 247V246H4ZM237 247V246H236ZM257 247V246H256ZM7 248V247H6ZM38 248V247H37ZM235 248V247H234ZM259 247H257L256 249H258ZM43 249H44V246H43ZM58 249V248H57ZM60 249V248H59ZM62 249H63V247H62ZM237 249V248H236ZM239 249V248H238ZM245 249V248H244ZM249 249V248H248ZM254 249H255V247H254ZM35 250V251H34ZM40 250H42L41 248H40ZM46 249H44V252L45 253H47L46 251H45ZM50 249H47V251H49ZM224 251H225V249H223ZM227 250V249H226ZM261 250V251H262ZM51 251V250H50ZM49 251V252H50ZM219 251V250H218ZM224 251H223V253H224ZM235 251V250H234ZM253 251H255V250H253ZM258 250H256V252H257ZM53 252H54V250H53ZM59 252V251H58ZM102 252V251H101ZM219 252H221L222 253V251H219ZM231 252V251H230ZM232 252H233V250H232ZM231 252V253H232ZM260 252V251H259ZM56 253V252H55ZM192 253V252H191ZM190 253V254H191ZM220 253V254H221ZM238 253H240V252H238ZM249 253H251L250 251H249ZM253 253H255V252H253ZM40 254H42V253H40ZM49 254V253H48ZM47 254V255H48ZM220 254H217L218 256L220 255ZM232 254H234V253H232ZM260 254V253H259ZM258 254V255H259ZM51 255L52 256H54V254H52V252H51V254H50V258H51ZM59 255H60V257H59V259L61 258V254L59 253ZM231 255V254H230ZM252 255V254H251ZM264 255V254H263ZM17 256V255H16ZM49 256V255H48ZM81 256V255H80ZM109 256H111V255H109ZM108 256V257H109ZM226 256V255H225ZM229 256V255H228ZM245 256V255H244ZM249 256H250V254H249ZM253 256V257H252ZM251 256V258H247V260H238L237 258H235V259H233V261H231L230 259H229V261H227L226 259L227 258H229V257H226V259H225V257H223V256H219V260H218V262H219V264H262L261 263V260H263V258L261 259L260 258V256H254V255H252ZM39 257H40V255H39ZM65 257V256H64ZM67 257V256H66ZM73 257V256H72ZM82 257V256H81ZM107 257V256H106ZM186 257H187V255H186ZM235 257V256H234ZM14 258V257H13ZM41 258V257H40ZM43 258V261H44V258H46V257H42ZM62 258H63V256H62ZM61 258V259H62ZM116 258V257H115ZM182 258V257H181ZM181 258H180V260H181ZM231 258H232V256H231ZM3 259V258H2ZM26 259V258H25ZM52 259H54V258H52ZM70 259V258H69ZM74 259V258H73ZM76 257H75V261H76ZM98 259V258H97ZM41 260V259H40ZM46 261H47V258L45 259ZM63 260V259H62ZM61 260V261H62ZM184 260V259H183ZM4 262V261H3ZM0 263V264H10V263H8V262H4V263ZM12 262V261H11ZM29 262V261H28ZM51 262V261H50ZM60 262V261H59ZM59 262L58 263H54V260H53V262H52V264H59ZM70 262V261H69ZM74 262V261H73ZM107 262V261H106ZM21 263V262H20ZM48 262H43V264H47ZM65 264L63 261L62 262H60V264ZM50 264V263H49ZM67 264H69V263H67ZM78 264V263H77ZM90 264V263H89ZM135 264V263H134ZM264 264V263H263Z\"/></svg>",
    "mask_w": 264,
    "mask_h": 264
}]
</instances>
